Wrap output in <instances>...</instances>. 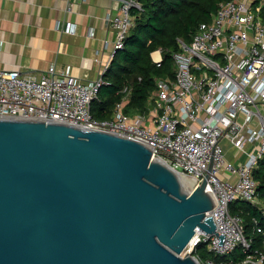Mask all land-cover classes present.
<instances>
[{"label": "built area", "instance_id": "2783aa9c", "mask_svg": "<svg viewBox=\"0 0 264 264\" xmlns=\"http://www.w3.org/2000/svg\"><path fill=\"white\" fill-rule=\"evenodd\" d=\"M116 1L117 13L106 17L114 32L111 60L124 48L133 13L142 11L140 0ZM263 10L264 0H229L189 43L177 38L173 77L155 80L144 113L123 112L131 96L126 86L109 118L94 119L90 107L108 67L84 83L51 65L42 74L0 70V119L67 125L143 145L153 160L190 180L192 191L206 181L212 209L205 218L211 216L215 231L196 228L184 256L197 264H264V252L252 249L240 218L229 211L237 201L259 204L251 175L264 156ZM162 60L161 50L151 54L155 67ZM198 246L206 257L193 255Z\"/></svg>", "mask_w": 264, "mask_h": 264}, {"label": "water", "instance_id": "95a60500", "mask_svg": "<svg viewBox=\"0 0 264 264\" xmlns=\"http://www.w3.org/2000/svg\"><path fill=\"white\" fill-rule=\"evenodd\" d=\"M205 187L122 137L0 119V264H197L182 254L215 231Z\"/></svg>", "mask_w": 264, "mask_h": 264}, {"label": "trees", "instance_id": "16d2710c", "mask_svg": "<svg viewBox=\"0 0 264 264\" xmlns=\"http://www.w3.org/2000/svg\"><path fill=\"white\" fill-rule=\"evenodd\" d=\"M226 1L229 0H140L142 11L133 13L134 24L124 48L114 54L103 75L105 85L91 104L92 117L96 120L109 118L126 86L131 87L127 112L144 113L155 89V80L173 77L171 57L178 50L176 39L189 43L198 25L209 22L218 5ZM157 50H161L163 59L158 68L151 61V54ZM251 176L256 183L258 206L237 201L230 205L229 211L240 218L252 249L264 252V156ZM196 254L206 257L205 247L198 246L193 255Z\"/></svg>", "mask_w": 264, "mask_h": 264}, {"label": "crops", "instance_id": "0c3cea01", "mask_svg": "<svg viewBox=\"0 0 264 264\" xmlns=\"http://www.w3.org/2000/svg\"><path fill=\"white\" fill-rule=\"evenodd\" d=\"M116 0H0V70L94 81L111 61ZM231 151L228 156H232Z\"/></svg>", "mask_w": 264, "mask_h": 264}, {"label": "bare ground", "instance_id": "6f19581e", "mask_svg": "<svg viewBox=\"0 0 264 264\" xmlns=\"http://www.w3.org/2000/svg\"><path fill=\"white\" fill-rule=\"evenodd\" d=\"M155 56L156 55H154V57ZM176 177H177V180H178V182L180 184V187H181L182 191L190 194L192 192V183H191V181L188 180V179L180 178L178 176H176Z\"/></svg>", "mask_w": 264, "mask_h": 264}, {"label": "rangeland", "instance_id": "374dc122", "mask_svg": "<svg viewBox=\"0 0 264 264\" xmlns=\"http://www.w3.org/2000/svg\"><path fill=\"white\" fill-rule=\"evenodd\" d=\"M128 105V104H127ZM127 105L125 106V109L123 110V112L128 116V117H132L135 113H132V112H127ZM227 147H225V152L227 151ZM201 255V254H200ZM184 255L182 254V257H183Z\"/></svg>", "mask_w": 264, "mask_h": 264}]
</instances>
